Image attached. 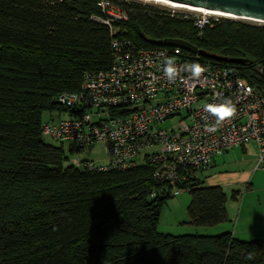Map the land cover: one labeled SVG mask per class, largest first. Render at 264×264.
I'll use <instances>...</instances> for the list:
<instances>
[{
    "label": "trees",
    "instance_id": "obj_1",
    "mask_svg": "<svg viewBox=\"0 0 264 264\" xmlns=\"http://www.w3.org/2000/svg\"><path fill=\"white\" fill-rule=\"evenodd\" d=\"M101 1L0 0V264H264V240L242 241L232 232L161 233L163 207L175 196L155 178L154 165L89 171L70 162L64 143H49L42 134L45 122L69 116L60 94L79 91L85 73L111 68L115 38L146 49L176 48L149 44L139 31L248 60L202 57L264 95V25L211 19L199 30L193 15L111 0L128 17L115 23L113 35L93 19L104 17ZM182 54L183 61L197 57ZM186 184L188 225L228 222L222 187L206 186L201 173ZM240 196L233 191L231 199Z\"/></svg>",
    "mask_w": 264,
    "mask_h": 264
},
{
    "label": "built area",
    "instance_id": "obj_2",
    "mask_svg": "<svg viewBox=\"0 0 264 264\" xmlns=\"http://www.w3.org/2000/svg\"><path fill=\"white\" fill-rule=\"evenodd\" d=\"M99 7L104 17L93 19L117 34L115 23L126 21L127 14L111 0L101 1ZM210 24L203 17L195 25L203 30ZM112 50L109 70L85 73L79 91L58 96L69 116L42 125L47 139L75 145L78 152L102 143L111 158L104 166L70 158L74 166L89 171L125 170L141 160L155 166V178L168 183L176 196L187 191L188 179L199 177L216 156L235 148L255 143L260 152L258 167L264 161V95L245 79L197 55L195 60L207 69L200 78L180 72L169 81L163 59L173 58L179 70L191 62L183 61L182 48L146 49L130 39L115 38ZM225 100L232 102L235 111L217 123L203 105ZM121 110L128 111L117 113ZM174 119L177 123L165 127Z\"/></svg>",
    "mask_w": 264,
    "mask_h": 264
},
{
    "label": "rangeland",
    "instance_id": "obj_3",
    "mask_svg": "<svg viewBox=\"0 0 264 264\" xmlns=\"http://www.w3.org/2000/svg\"><path fill=\"white\" fill-rule=\"evenodd\" d=\"M129 3L141 4L143 6H149L153 8H157L163 11H167L171 14L181 13L187 15H193L195 18L200 19L203 17L209 18L210 20H221L226 18L206 16L200 13L189 12L185 10H176L169 7H165L162 5H155L154 3H144L141 0H124ZM235 22H242L253 25H264L261 23H255L250 21H242V20H232ZM49 119V116L45 117ZM57 120L58 117H55ZM178 119H174L172 121H168L165 127L169 128L174 123H177ZM47 142L60 145L58 142H55L50 139H46ZM73 151L70 149V143L64 144V148L66 154L71 158H77L79 160H89L95 163L96 166H104L109 164L110 156L107 154L105 145L102 143L92 144L85 151L78 152L76 151L75 145H73ZM255 147V146H253ZM260 153L257 152V149H248V152H245L242 149H235L230 153H226L222 156L217 157L216 162L211 167L205 169L201 172L202 178L205 180L206 186H220L228 194V202L229 210L233 217H230L229 221L221 224L224 229H216L214 228H204V227H193L187 224L189 218L187 214L188 206L191 201V195L189 193H180L175 196L174 199L168 200L162 210L161 219L159 223V231L165 234L172 235H221L226 232H232L233 235L242 240V241H251V239H255L256 230H251V223L246 224L244 219H240L242 223L238 220V213H240L241 203L243 202L241 198H244L245 193L247 192V186L252 182V177L256 169L262 168L263 162L259 165ZM138 163L141 164L142 161L138 160ZM233 191H241L240 198L235 201L231 199V194ZM259 192V191H258ZM254 194L255 198L260 197L258 193H250ZM228 208V207H227ZM252 221L259 220L258 218H252ZM238 223V224H237ZM250 225V226H249ZM220 226V225H219ZM208 229H212V233H216L218 231L219 234H209ZM255 229V228H254ZM253 231V232H252ZM211 233V232H210Z\"/></svg>",
    "mask_w": 264,
    "mask_h": 264
},
{
    "label": "water",
    "instance_id": "obj_4",
    "mask_svg": "<svg viewBox=\"0 0 264 264\" xmlns=\"http://www.w3.org/2000/svg\"><path fill=\"white\" fill-rule=\"evenodd\" d=\"M171 3L189 5L194 7L204 8L214 12H222L229 15H234L240 18H249L257 21H264V0H164ZM140 37L149 44L155 46H164L172 44L180 47L193 54L199 55L205 59H210L218 62L246 64L248 60L222 57L205 50H199L198 47L190 42L180 39H165L155 40L148 38L143 32L139 31ZM264 72V71H263Z\"/></svg>",
    "mask_w": 264,
    "mask_h": 264
},
{
    "label": "crops",
    "instance_id": "obj_5",
    "mask_svg": "<svg viewBox=\"0 0 264 264\" xmlns=\"http://www.w3.org/2000/svg\"><path fill=\"white\" fill-rule=\"evenodd\" d=\"M253 146H255V147H253ZM249 148L250 149H253V148L257 149V152L260 153L259 148L255 143H251L245 147L235 148V149H242L245 152H248ZM235 149H233V150H235ZM233 150L225 152L224 154L230 153ZM224 154L216 156L213 160L212 165H214V163L216 162L217 157L222 156ZM259 158H260V156H259ZM225 193H226V191H225ZM250 193H258L260 197L255 198V196H253L254 194H250ZM227 196H228V194H227ZM241 199L243 202L241 203L240 213H238V220L240 221V223H242L240 219H244L246 221L244 223H246V224L251 223V230H253V231L256 230L257 231L256 233H259L258 235H256L255 239H251V241H253V240H264V164H262V168H260V169L257 168L256 171L254 172V175L252 177V182L249 184V186H247V192L245 193L244 198H241ZM227 207H228L227 208L228 218L230 219V217H233V215H231V213H230L229 203H228ZM252 218H258L259 220H256V221L253 220L252 221L251 220ZM229 221H231V220H229ZM216 229L222 230L223 228L220 225V226H217ZM207 231L209 232V234H219V232H221V231H218L216 233H212V231H213L212 229H208Z\"/></svg>",
    "mask_w": 264,
    "mask_h": 264
},
{
    "label": "clouds",
    "instance_id": "obj_6",
    "mask_svg": "<svg viewBox=\"0 0 264 264\" xmlns=\"http://www.w3.org/2000/svg\"><path fill=\"white\" fill-rule=\"evenodd\" d=\"M164 74L169 81H175L180 72L190 73L193 79H198L203 73L207 71L206 67L201 65L197 60L185 63L182 67L177 68L176 61L171 57H164ZM204 111L211 113L216 122L220 123L226 118L233 115L235 109L230 100H225L222 104H205L203 105ZM214 130V129H213Z\"/></svg>",
    "mask_w": 264,
    "mask_h": 264
},
{
    "label": "bare ground",
    "instance_id": "obj_7",
    "mask_svg": "<svg viewBox=\"0 0 264 264\" xmlns=\"http://www.w3.org/2000/svg\"><path fill=\"white\" fill-rule=\"evenodd\" d=\"M144 3H154L155 5H162L165 7H169L172 9H176V10H185V11H189V12H194V13H200L206 16H213V17H220V18H226V19H232V20H242V21H250V22H255V23H261L264 24V21H257V20H253V19H249V18H240L234 15H229V14H225L222 12H214V11H210L204 8H200V7H194V6H189V5H182V4H176V3H171V2H167L164 0H141Z\"/></svg>",
    "mask_w": 264,
    "mask_h": 264
}]
</instances>
